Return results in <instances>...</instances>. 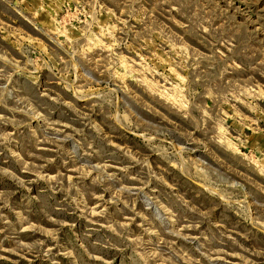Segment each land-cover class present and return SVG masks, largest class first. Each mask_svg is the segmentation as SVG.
Listing matches in <instances>:
<instances>
[{"label": "rangeland", "instance_id": "1", "mask_svg": "<svg viewBox=\"0 0 264 264\" xmlns=\"http://www.w3.org/2000/svg\"><path fill=\"white\" fill-rule=\"evenodd\" d=\"M0 264H264V0H0Z\"/></svg>", "mask_w": 264, "mask_h": 264}]
</instances>
